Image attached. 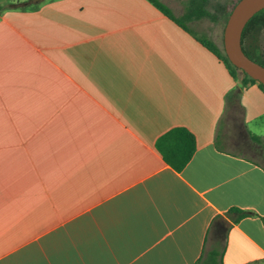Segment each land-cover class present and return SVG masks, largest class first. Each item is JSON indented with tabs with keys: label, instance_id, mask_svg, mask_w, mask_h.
Masks as SVG:
<instances>
[{
	"label": "crops",
	"instance_id": "1",
	"mask_svg": "<svg viewBox=\"0 0 264 264\" xmlns=\"http://www.w3.org/2000/svg\"><path fill=\"white\" fill-rule=\"evenodd\" d=\"M187 26L148 0H0V264H264V91ZM178 127L180 170L156 147Z\"/></svg>",
	"mask_w": 264,
	"mask_h": 264
},
{
	"label": "trees",
	"instance_id": "2",
	"mask_svg": "<svg viewBox=\"0 0 264 264\" xmlns=\"http://www.w3.org/2000/svg\"><path fill=\"white\" fill-rule=\"evenodd\" d=\"M151 4H153L159 11H161L163 14L169 16L171 19L175 20L177 23H179L181 26H183L185 29L190 30V28L187 26V22L190 20H198L201 18H210L214 19V14L210 11V0H187L185 2V10L182 16L177 19L174 16V13L172 12L171 8L162 2L161 0H148ZM28 1H19L14 3L15 6L24 8ZM230 13V12H229ZM227 13V16L229 15ZM264 25V9L257 12L255 15H253L250 20L246 23L243 31H242V37H241V44L242 49L245 52L247 56H249L247 53V50L244 46V38L250 28L253 27H261ZM200 42L208 48L211 52H213L220 60H222L228 70L230 71L231 75L236 77V73L238 68L235 67L228 59L227 55L225 54L224 49L221 50L212 40L207 38H199ZM252 56V55H251ZM250 57V56H249ZM251 58V57H250ZM255 61L262 64L261 61L253 56ZM260 61V62H259ZM264 65V64H262ZM243 76V82L244 85L247 81L257 83L258 86L264 91V85L255 79L248 76L245 72ZM264 119V116L262 117ZM157 150L161 153L164 160L169 163L171 166H173L175 169L180 170L182 169L187 162L192 157L194 150H195V138L194 135L186 128L178 127L174 128L167 133L163 134L156 142ZM247 212H239V216H242L246 214ZM198 264V263H196Z\"/></svg>",
	"mask_w": 264,
	"mask_h": 264
},
{
	"label": "rangeland",
	"instance_id": "3",
	"mask_svg": "<svg viewBox=\"0 0 264 264\" xmlns=\"http://www.w3.org/2000/svg\"><path fill=\"white\" fill-rule=\"evenodd\" d=\"M161 1L167 4L175 15L181 16L184 13L185 2L187 0ZM237 1L238 0H210V11L212 14H214L215 18L210 19L205 17L196 21L191 20L187 22V25L197 31V33L200 34L201 37L212 40L221 50H223V31L227 20L226 16ZM244 46L248 52L247 54L251 58L255 56L261 61V63L263 62L262 64H264V25L261 27H253L248 30L244 38ZM237 71L240 76H244L242 70L238 69ZM259 126H264V124L252 123L249 125V128L253 132H258L257 130L261 131V133H259V137L261 146L263 147V151L260 147L261 150H252L250 152L253 153L254 158L264 163V127L259 128Z\"/></svg>",
	"mask_w": 264,
	"mask_h": 264
},
{
	"label": "water",
	"instance_id": "4",
	"mask_svg": "<svg viewBox=\"0 0 264 264\" xmlns=\"http://www.w3.org/2000/svg\"><path fill=\"white\" fill-rule=\"evenodd\" d=\"M264 9V0H238L231 9L223 31V47L229 61L248 76L264 85V65L245 54L242 31L250 18Z\"/></svg>",
	"mask_w": 264,
	"mask_h": 264
}]
</instances>
